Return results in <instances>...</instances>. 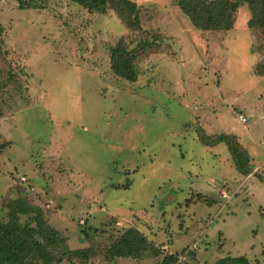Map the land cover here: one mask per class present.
<instances>
[{
  "label": "rangeland",
  "instance_id": "rangeland-1",
  "mask_svg": "<svg viewBox=\"0 0 264 264\" xmlns=\"http://www.w3.org/2000/svg\"><path fill=\"white\" fill-rule=\"evenodd\" d=\"M131 1L138 27L112 5L0 0V222L26 199L64 238L58 253L86 251L61 264H264V195L245 193L231 147L264 161L262 31L247 6L232 30L201 31L178 0ZM130 228L157 253L112 257Z\"/></svg>",
  "mask_w": 264,
  "mask_h": 264
},
{
  "label": "trees",
  "instance_id": "trees-1",
  "mask_svg": "<svg viewBox=\"0 0 264 264\" xmlns=\"http://www.w3.org/2000/svg\"><path fill=\"white\" fill-rule=\"evenodd\" d=\"M84 8L94 11L101 10L108 5L119 13L121 17L131 21V14L134 17V25H139V12L136 4L131 0H71ZM178 6L189 18L191 24L201 31H230L234 28L236 14L241 6H247L250 12L248 27L260 29L264 36V0H178ZM1 39V32H0ZM1 43V42H0ZM114 59V70L122 74L130 81L133 78L126 76L123 72L125 65L119 48L112 51ZM122 58V60H121ZM119 61V63H118ZM121 62V63H120ZM128 67V66H127ZM258 76H264V64H259L255 70ZM231 147L238 161V169L243 174L250 171V160L245 151L239 146ZM29 190L31 186H28ZM191 203H203L214 206L216 201L206 195L200 194ZM190 203V204H191ZM10 219L6 223L0 222V264H61L65 259L79 258L85 255V250L63 249L58 253L57 247L65 244L64 238L51 228L43 219L40 209L31 206L26 199L18 198L9 203ZM21 216H31L30 223H22ZM69 242V240H68ZM148 252L157 253V249L138 229L130 228L124 235L112 245L110 255L112 257L141 259ZM177 257L166 258L169 264L177 263ZM230 264H259L251 263L245 256L228 258Z\"/></svg>",
  "mask_w": 264,
  "mask_h": 264
},
{
  "label": "crops",
  "instance_id": "crops-1",
  "mask_svg": "<svg viewBox=\"0 0 264 264\" xmlns=\"http://www.w3.org/2000/svg\"><path fill=\"white\" fill-rule=\"evenodd\" d=\"M248 30V29H247ZM261 78H263L262 76H260ZM249 148H251V150H253L252 152H249L248 151V147H246L245 149L249 152V155L252 157V156H254L252 159H251V161H250V163L249 164H252L253 163V165H254V167H252V169H251V167H250V171H249V173L248 174H246L245 176L246 177H244V174H242L241 175V177H242V181H244V182H242L243 183V185L246 187V190H245V193H249V194H252L253 193V191L252 190H254V188H258L260 191H262V193H263V195H264V183H262V182H260V181H256L257 179H256V177H255V173H258V175H261L263 178H264V161L262 160L260 163H258V162H256V158H255V156L257 155V151H255L256 149H254V148H252V147H249ZM253 152H254V154H253ZM252 162V163H251ZM251 166V165H250ZM240 173V171H238V174ZM234 178H232L231 180H233ZM254 187V188H253ZM247 189H249L248 191H247ZM247 191V192H246ZM231 193V195H235V193H236V191L234 190V192H230ZM248 195V194H247ZM253 195V194H252ZM232 199V198H231ZM231 199H229V200H231ZM262 209H264V202L262 203ZM251 253H252V251H251ZM249 259H250V257H248Z\"/></svg>",
  "mask_w": 264,
  "mask_h": 264
},
{
  "label": "built area",
  "instance_id": "built-area-1",
  "mask_svg": "<svg viewBox=\"0 0 264 264\" xmlns=\"http://www.w3.org/2000/svg\"><path fill=\"white\" fill-rule=\"evenodd\" d=\"M239 120L242 122V123H246L247 122V118L244 116V115H240L239 116ZM20 181L22 182V183H24V184H26V185H30L31 186V184H30V180L28 179V178H26V177H21L20 178ZM31 189L32 190H34L35 188L33 187V186H31ZM222 197L224 198V199H230V196H229V194L226 192V191H222Z\"/></svg>",
  "mask_w": 264,
  "mask_h": 264
}]
</instances>
